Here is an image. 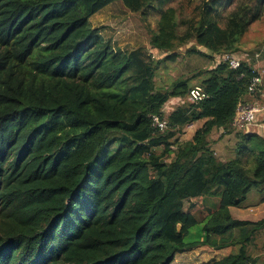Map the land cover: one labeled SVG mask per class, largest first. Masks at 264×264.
Wrapping results in <instances>:
<instances>
[{"label": "trees", "instance_id": "trees-1", "mask_svg": "<svg viewBox=\"0 0 264 264\" xmlns=\"http://www.w3.org/2000/svg\"><path fill=\"white\" fill-rule=\"evenodd\" d=\"M115 1L0 0V264H172L200 246L230 249L203 264H261L252 249L264 218L231 207L264 202V136L231 122L264 68L214 55L239 52L264 0H121L156 17L158 59L115 49L91 25ZM189 43L213 65L158 88L159 64ZM195 85L206 98L190 102ZM219 132L230 138L223 159ZM193 198L199 214L185 207Z\"/></svg>", "mask_w": 264, "mask_h": 264}, {"label": "rangeland", "instance_id": "rangeland-1", "mask_svg": "<svg viewBox=\"0 0 264 264\" xmlns=\"http://www.w3.org/2000/svg\"><path fill=\"white\" fill-rule=\"evenodd\" d=\"M90 23L93 27H98L104 39H110L115 49L129 51L137 47H145L154 59L161 58L162 53L152 48L149 44V36L151 30L157 31L156 17L149 13L147 16L141 13H132L128 11L121 0H117L108 6L100 9L90 17ZM193 45V44H192ZM191 43L183 46L178 50V54L173 61H166L159 64L155 73V84L162 90L167 88L171 82L179 77H190L199 69L210 68L213 65L211 57L204 55L208 53L206 49L198 46H192ZM199 50L192 52L191 48ZM241 56L250 59V62L259 68H264V12L259 19L250 24L248 32L242 37L240 49L238 50ZM202 52V53H201ZM236 52V51H235ZM228 52V53H235ZM247 52V53H243ZM178 98L168 100L162 110L164 114L168 113L175 104H178ZM201 124L200 121L186 126L183 133L179 136L181 140L191 138L193 130ZM222 134V135H221ZM223 132L216 134V138L221 140V148L217 151L221 154V159L224 157L226 146L230 145V138L224 137ZM234 135V134H233ZM107 150L102 149L100 153H105ZM258 196L255 189H252L246 203H250L252 198ZM217 198H211L216 201ZM185 207L190 211L199 214L204 209V203L197 198L184 201ZM231 215L236 219H245L256 221L264 218V202L245 208L231 207ZM199 226L194 227L191 235L199 234ZM252 253L258 256L261 264H264V230L255 239ZM230 252L229 248L213 249L205 246H200L178 252L174 256L172 264H203L212 260L221 258Z\"/></svg>", "mask_w": 264, "mask_h": 264}, {"label": "built area", "instance_id": "built-area-1", "mask_svg": "<svg viewBox=\"0 0 264 264\" xmlns=\"http://www.w3.org/2000/svg\"><path fill=\"white\" fill-rule=\"evenodd\" d=\"M241 58L242 56L239 52L214 55L215 63L225 62L230 68L239 67ZM263 75L264 69H258L257 73L252 76L247 86V90L250 94L254 95L260 91L263 84ZM204 98H206V93L199 85L191 87L187 94V99L190 102H199ZM261 113H264V100L258 103H239L236 107L231 126L236 129L249 131L251 126L255 124L256 117ZM152 125L162 130L166 128L167 122L164 118L152 115Z\"/></svg>", "mask_w": 264, "mask_h": 264}, {"label": "crops", "instance_id": "crops-1", "mask_svg": "<svg viewBox=\"0 0 264 264\" xmlns=\"http://www.w3.org/2000/svg\"><path fill=\"white\" fill-rule=\"evenodd\" d=\"M264 100V89H260L257 96L252 95V98L248 99L246 103H258ZM249 131L257 132L264 136V113L259 114L256 117V122L254 125L251 126Z\"/></svg>", "mask_w": 264, "mask_h": 264}]
</instances>
